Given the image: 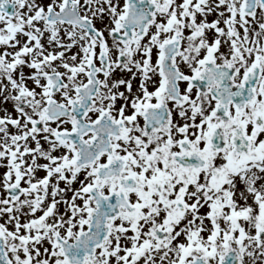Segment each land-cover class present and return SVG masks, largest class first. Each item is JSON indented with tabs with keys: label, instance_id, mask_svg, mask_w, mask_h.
<instances>
[{
	"label": "snow or ice",
	"instance_id": "6c2138e0",
	"mask_svg": "<svg viewBox=\"0 0 264 264\" xmlns=\"http://www.w3.org/2000/svg\"><path fill=\"white\" fill-rule=\"evenodd\" d=\"M0 264H264V0H0Z\"/></svg>",
	"mask_w": 264,
	"mask_h": 264
}]
</instances>
